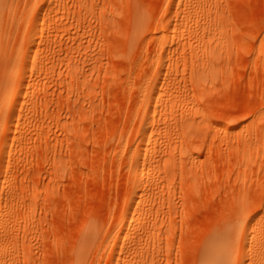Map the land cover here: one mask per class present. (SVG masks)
I'll return each mask as SVG.
<instances>
[{
	"label": "rangeland",
	"instance_id": "1",
	"mask_svg": "<svg viewBox=\"0 0 264 264\" xmlns=\"http://www.w3.org/2000/svg\"><path fill=\"white\" fill-rule=\"evenodd\" d=\"M14 2L0 264H264V0Z\"/></svg>",
	"mask_w": 264,
	"mask_h": 264
},
{
	"label": "bare ground",
	"instance_id": "2",
	"mask_svg": "<svg viewBox=\"0 0 264 264\" xmlns=\"http://www.w3.org/2000/svg\"><path fill=\"white\" fill-rule=\"evenodd\" d=\"M13 3L14 5L17 4L14 2V0H0V85H4V84L8 85L9 82L11 81V72H13V69H15L14 65L16 64V61L20 54V52L17 50L18 48H16V51L10 50L11 54L8 52L9 48H7V46L4 45V42H8L7 40L8 38L6 39V32L9 29V27L6 28L4 31H3V28L1 29V27L4 24L6 25L9 24L11 26V24H13L14 20L16 19L14 16L15 13L13 12V10H15V8L13 7L14 6ZM2 31L5 35L2 34ZM0 94L2 98L3 94L2 93ZM2 102H4V100ZM235 230L236 229L234 226L233 230L230 231L232 233L230 232L228 233L227 231H226L227 233L225 231L224 232L219 231L217 234H215V237L213 238L214 242L225 240V245L229 246L230 242L233 241L232 238L235 233ZM214 242L212 244H214ZM211 248H212V251L215 249L213 245L211 246ZM213 253L210 255H206L205 257L203 256L204 261H200L199 264L207 263L208 261L212 262V261H218V260L223 259L222 256L221 257L220 255L216 256Z\"/></svg>",
	"mask_w": 264,
	"mask_h": 264
}]
</instances>
